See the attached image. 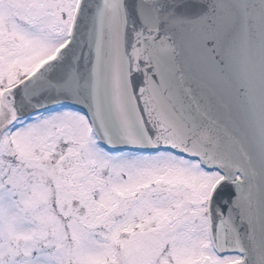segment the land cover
I'll use <instances>...</instances> for the list:
<instances>
[{
    "label": "snow or ice",
    "instance_id": "snow-or-ice-1",
    "mask_svg": "<svg viewBox=\"0 0 264 264\" xmlns=\"http://www.w3.org/2000/svg\"><path fill=\"white\" fill-rule=\"evenodd\" d=\"M13 8L0 9V264H264V0ZM89 22L82 85L71 62L57 69ZM129 38L135 71L109 79L105 49L118 65ZM44 94L56 109L31 112ZM254 104L258 168L237 159ZM69 140L113 174L64 171Z\"/></svg>",
    "mask_w": 264,
    "mask_h": 264
},
{
    "label": "water",
    "instance_id": "water-1",
    "mask_svg": "<svg viewBox=\"0 0 264 264\" xmlns=\"http://www.w3.org/2000/svg\"><path fill=\"white\" fill-rule=\"evenodd\" d=\"M135 3L136 0H129L130 6H134ZM131 20L132 17L129 18V25H128L129 37L131 36L133 30ZM85 24L86 21L82 17L81 25L83 26ZM90 31H91V24L89 22L87 31L82 32L83 39L80 33L77 34V43L73 49V55L61 61L57 69V71H59L60 68L65 67L67 64L71 62V66L69 67L68 70L71 72H75L77 76L80 77V82L82 85L90 80V75H91V59L93 58V56L90 55V53H92V49L94 48V42L89 40L88 33ZM105 40L107 41V36L105 37ZM132 48H133V43L132 40L129 38L126 42V45L121 49L120 60H119V64L117 65L115 59L112 57L110 53V50L106 47L105 59L107 61V69L105 71V74L109 79L115 74L117 70H119L121 73H128V74H131L135 71V66L137 61L135 57L132 56ZM51 75H55V73H52ZM139 78H140L139 75H137L136 79L139 80ZM81 92L82 94H86V89L82 88ZM35 104L36 106L30 110L31 112L41 111L43 109L49 108L50 106L54 105L50 102V98L47 96V94L37 97ZM257 114H258L257 105L255 104L251 105L248 113L247 140L245 142L243 151L239 152L237 157L239 162L245 165V167L255 166L258 168L261 163L258 138L256 135V128H255V120ZM123 149H129L134 151L141 150L139 148L130 147L127 145H117L115 146L114 150L118 151ZM234 195H235V191L233 190V196ZM229 202L230 201L228 200L221 201V203L225 204V207Z\"/></svg>",
    "mask_w": 264,
    "mask_h": 264
},
{
    "label": "rangeland",
    "instance_id": "rangeland-1",
    "mask_svg": "<svg viewBox=\"0 0 264 264\" xmlns=\"http://www.w3.org/2000/svg\"><path fill=\"white\" fill-rule=\"evenodd\" d=\"M17 0H0V9H3L5 13H12L14 12V8H13V4L16 3ZM53 109H56V107H54ZM84 144V141H75V140H69L68 141V147L64 148L63 146H61V151L64 154V171H70L73 168H77L83 164H87L88 167L94 168L98 174V178L103 180V179H107L110 175L113 174L114 172V168L112 167V164L107 161V160H96L93 159L89 156H87V154L85 152L82 151V146ZM69 149H71V151H69ZM123 152V151H121ZM128 154V152H126ZM110 155H118L117 153H112ZM129 155H135V156H152L155 155L154 153L152 154H129ZM178 159H182V160H187L188 163L194 164L195 161L191 160V159H185V158H181V157H177ZM48 163H51V161H49ZM48 180L50 181L51 178L50 177H37V180ZM214 185V184H213ZM212 185V186H213ZM54 188V183H52L51 185ZM211 190V188H209V191Z\"/></svg>",
    "mask_w": 264,
    "mask_h": 264
}]
</instances>
